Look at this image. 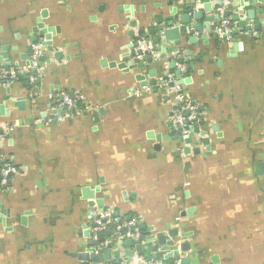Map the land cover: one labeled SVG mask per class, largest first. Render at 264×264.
<instances>
[{
  "label": "crops",
  "instance_id": "obj_1",
  "mask_svg": "<svg viewBox=\"0 0 264 264\" xmlns=\"http://www.w3.org/2000/svg\"><path fill=\"white\" fill-rule=\"evenodd\" d=\"M190 1L0 0V42L16 46L8 51L17 63L13 67L18 74L27 71L24 78L0 84V103L10 109L9 116H0L5 134L0 152L18 169L9 186L0 187V264H82L71 253L86 248L100 213L84 198L85 187L100 188L95 198L112 217L123 222L140 217L142 239L135 243L144 254L134 251L129 264H147L153 253L158 255L153 260H161L165 252L157 236L162 233L187 264H264V0H222L221 5L201 0L194 6ZM204 2L233 29L237 22L222 17L224 9L251 29L230 41L215 33L220 20L195 31L190 25L205 24L209 15ZM173 6L174 22L195 9L203 14L191 21L189 32L180 26L179 48L182 57L186 49L199 57L192 68V56L183 63L182 82V94L198 105V126L209 138L207 149L198 143L199 134L192 137L188 145L199 148L197 153L183 152L187 144L174 139L179 129L170 124L176 101L162 79L165 71L173 72L174 52L160 53L167 60L130 72L101 63L126 61L138 31L145 28L142 36L150 38L149 22L169 15ZM248 10L254 19H247ZM42 11L46 26L59 27L53 51L32 31ZM32 35L42 55L50 57L38 67V83L29 80L34 74L20 58L35 44ZM190 36L195 43L188 42ZM172 46L168 41L162 47ZM137 72L156 83L141 86ZM61 93L82 95L88 108L54 115L50 95ZM18 97H25L24 109L14 105ZM173 229L177 234L170 237ZM149 235H154L150 245ZM185 242L190 246L182 251Z\"/></svg>",
  "mask_w": 264,
  "mask_h": 264
},
{
  "label": "water",
  "instance_id": "obj_2",
  "mask_svg": "<svg viewBox=\"0 0 264 264\" xmlns=\"http://www.w3.org/2000/svg\"><path fill=\"white\" fill-rule=\"evenodd\" d=\"M262 1V0H261ZM217 3L219 5L222 4V0H217ZM190 5L194 6L196 3L194 0H191L189 2ZM203 11L209 13V15L205 16V24H198V23H193L190 25L191 21L201 19L203 14L202 11L199 9H195L191 12V14H181L178 17V21L174 22V15L177 13V7L173 6L171 9V13L165 17L163 16H155L152 21L149 22L150 28L149 29V34L151 35L150 38L153 40L154 44L156 47L154 48V51L158 52V55H155L154 57L151 56L150 54L146 52H142L140 49L137 47V42L136 40L132 42V44L129 46L131 48L130 53H127L126 57H129L126 61L122 62H110L106 63L105 61H102V65H107L109 67H117L123 72H130L135 69H143L146 67H149V65H154V61L159 58L162 60H167V57L160 55L165 53V52H174L175 55H180V50L181 49V40H180V30H181V25H186L185 31L189 32L190 27L189 25L195 30V31H202L204 29H211L210 23L215 21V20H220L217 11H215L210 2H204L203 4ZM47 16L46 11H42L40 14V17L37 19V23L35 27H33L32 31L34 34H39L41 37L44 38V41H42V45L46 46L48 51H53V44H52V36L55 35L59 31V27H48L45 25L44 21H42L43 18ZM223 16H230V18L233 21L237 22V27L233 30V34L236 35L240 32H244V30L249 31L251 29V26L247 23L246 20H240L239 16L237 14H233L232 11L227 9H224ZM220 17V18H222ZM247 19L251 20L254 19V11L253 10H248L246 13ZM154 24H156V28H154ZM259 24H256L254 28L256 30L259 29ZM145 32V28H141L138 31L139 37H141ZM129 35H132V32L129 33ZM154 35L156 37H154ZM202 38H205L206 35H202ZM171 41L173 42V46L166 49L165 47H162L166 44V42ZM196 39L194 36L188 37V42L190 44L195 43ZM234 44H233V49L236 51L238 49L236 40L233 39ZM37 42V37L35 35H32L30 38V44H33ZM160 46V48H159ZM9 49L16 50V46H11L8 44H1L0 42V70L1 68L8 69L9 67L16 66L17 63L13 62L11 60L10 54H9ZM233 51V52H234ZM232 52V53H233ZM32 54V47H28L25 55H20V58L23 60H26L25 64L31 68L30 72L33 74H36L38 71V67L42 63V61H48L50 62V57H48L46 54L40 55L38 57V60L36 62V66L32 67V63L30 60V57L28 58L29 55ZM185 56L180 57L177 59L179 63H186L190 61V57L192 56V51L190 49L185 50ZM234 54V53H233ZM53 56L57 59H60L62 57L61 53L59 51H55L53 53ZM198 56H192L191 59L192 61L190 62V67H193V61L198 60ZM170 67L175 68L176 66V61H171L170 62ZM156 69H152L149 73L150 76H154L156 73ZM166 72V71H165ZM27 74V71L24 70L23 73L18 74L22 78L25 77ZM175 74L177 77H180V72L178 70L175 71ZM154 78V77H153ZM17 79L13 78L7 79L5 77L1 76L0 73V84L7 83L9 84L12 81H15ZM134 79L141 85V86H152L156 83V79H146L145 75L143 73H134ZM39 80L36 79L35 83H38ZM8 93L10 92L9 89H7ZM73 96V93H71ZM8 98L5 99V101ZM14 105L18 107L19 109H24L25 107V97H18L15 98L14 100ZM62 111H66L68 114L72 112L71 109L68 108H61L56 111L57 116H60ZM10 115V109L9 107H6L4 102L0 103V116H9ZM179 129V134L177 137H174V139H178L179 141L184 142L185 145L183 147V152L184 153H189L191 150L194 152H198L199 148H191L190 143H192V137L194 136L195 133H198L200 135V139H198V143H204L207 145V149H209V138L206 137V132L204 130H201L199 127H195L193 129V132H191L190 136L186 139H183L181 136V127L178 126ZM158 141H160V137H157ZM262 165H260L261 168ZM263 167V166H262ZM99 187H95L94 189H90L88 187H85L83 191V196L85 199H88L89 205H94L96 204L99 207V212L102 213L105 210V206L103 203V200L100 198H95V192L99 191ZM2 207V204L0 203V209ZM115 216H117V211H114L113 213ZM94 219L96 217L94 216ZM129 217H127V220ZM0 220L3 222L4 219L0 218ZM121 222V221H120ZM139 227H143V224L138 225ZM95 227V223H93L92 228ZM132 230V229H131ZM89 232V234H88ZM87 234L90 236V239L88 241V245L83 251L79 252H73L71 253L72 256L77 257L82 264H90V263H102L105 260H109L112 258V256L115 257L113 261L109 264H129L131 263L134 255V251L137 252V255L142 256L144 253L142 251V245L141 244H136L135 241L141 240L142 236H139L136 240L133 238H115L112 236V231L111 230H106L105 232H100L95 234L94 231H88ZM86 233V232H85ZM122 234H125V230L121 231ZM85 234V235H87ZM176 230L173 229V231H169V236L173 237L175 236ZM106 236L110 238V240L106 241ZM154 239V235H149L148 241L149 245L151 244V240ZM157 243L161 246L160 249L165 252L163 255L161 261L163 264H174V261L179 260L180 263L182 264H187L189 263V260L187 257H181L178 253L177 248H172L171 246L173 245V241L167 240L165 235L162 233L161 235L157 236ZM189 242L181 243L180 249L182 251H186L189 249ZM115 247V250H112V248ZM134 247V249H132ZM121 252L123 255L121 256ZM153 259H157L158 255L156 253H153Z\"/></svg>",
  "mask_w": 264,
  "mask_h": 264
},
{
  "label": "built area",
  "instance_id": "obj_3",
  "mask_svg": "<svg viewBox=\"0 0 264 264\" xmlns=\"http://www.w3.org/2000/svg\"><path fill=\"white\" fill-rule=\"evenodd\" d=\"M196 4L200 3L201 0H194ZM233 27L230 24L228 18H222L215 26V33L221 39L225 41H230L233 35ZM137 47L142 52H146L151 56L158 55V52L154 51V42L151 38L141 36L137 41ZM42 54V46L40 43H35L32 45V54L30 55V60L32 67L36 66L38 57ZM178 59V57L176 56ZM175 71L180 72V77H177L174 72L166 71L165 77L162 79V83L168 87V93L175 96L176 104L174 105L170 117V124L173 128L181 127V136L186 139L190 136L191 132L195 127H199L198 124L201 121V113L199 111L198 105L193 101L187 99L182 94V82L186 67L183 63H179L177 59ZM160 59V56L159 58ZM156 59V60H157ZM30 68V67H29ZM19 69L16 67H9L8 69L1 68L0 73L2 77L7 79L16 78ZM35 75L30 76L29 80L33 81ZM37 77V76H36ZM36 80V79H35ZM50 108L55 115L56 111L61 108H68L73 110L87 109L88 105L84 102L82 95L74 94L73 96L67 93H61L58 95H50ZM77 103L82 105V108L77 107ZM5 134L0 131V149L4 143ZM198 135V133H195ZM18 172L17 167L7 158H4L0 152V187L6 189L10 184V178L13 174ZM121 221V222H120ZM140 222V217L131 216L127 221L118 220L112 217L110 211H103L99 213V216L94 220L95 227L93 231L95 234L105 231L106 229H111L112 236L115 238H133L136 240L139 236L138 223ZM112 226V227H111ZM132 229V230H131ZM125 230V234L121 231ZM147 264H163L161 260L150 259ZM174 264H180L179 260L174 261Z\"/></svg>",
  "mask_w": 264,
  "mask_h": 264
},
{
  "label": "trees",
  "instance_id": "obj_4",
  "mask_svg": "<svg viewBox=\"0 0 264 264\" xmlns=\"http://www.w3.org/2000/svg\"><path fill=\"white\" fill-rule=\"evenodd\" d=\"M173 72H175V69L174 68H171ZM77 107L78 108H82V105L80 103H77ZM112 227V226H111Z\"/></svg>",
  "mask_w": 264,
  "mask_h": 264
}]
</instances>
